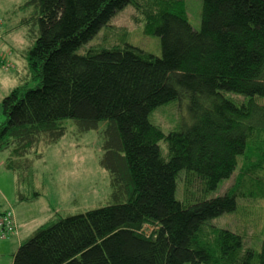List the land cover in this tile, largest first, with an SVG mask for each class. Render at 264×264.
I'll list each match as a JSON object with an SVG mask.
<instances>
[{
	"label": "trees",
	"instance_id": "obj_1",
	"mask_svg": "<svg viewBox=\"0 0 264 264\" xmlns=\"http://www.w3.org/2000/svg\"><path fill=\"white\" fill-rule=\"evenodd\" d=\"M201 1L199 31L183 0L28 2L40 23L27 56L38 85L3 99L0 152L17 170L42 141L65 135L63 121L83 131L107 122L101 165L116 203L41 227L14 264H264V240L257 250L214 223L241 200H260L245 192L256 179L247 159L227 193L210 198L248 139L264 137V107L254 101L264 97V0ZM128 5L144 16L145 34L160 38L161 57L129 45L78 53ZM223 92L250 100L238 105ZM185 94L192 125L166 133L152 123Z\"/></svg>",
	"mask_w": 264,
	"mask_h": 264
},
{
	"label": "rangeland",
	"instance_id": "obj_2",
	"mask_svg": "<svg viewBox=\"0 0 264 264\" xmlns=\"http://www.w3.org/2000/svg\"><path fill=\"white\" fill-rule=\"evenodd\" d=\"M29 1L0 0V123L5 120L2 101L17 87L18 80H23V84L26 80L28 89L38 85L29 71L27 56L40 35V23L37 9ZM183 1L187 5L192 27L199 31L202 1ZM149 2L140 0L143 5ZM24 20L27 22L24 23ZM145 26L144 16L133 5H128L103 25L89 42L83 44L78 53L83 54L92 47L129 45L161 57L160 38L146 35ZM6 66L9 68L6 69ZM223 94L238 105L250 100L236 93ZM254 101L264 107V97H255ZM188 106L189 96L185 94L181 99L158 108L150 119L166 133L178 131L194 122ZM63 126L66 133L60 140L49 144L42 141L27 155L29 165L22 163L17 170L8 166V152H0V203L4 206L2 212L6 208L15 211L20 228L19 239L13 240L15 244L20 245V239L21 242L29 240L38 229L53 221L116 203L112 196L110 173L101 165L106 153L103 134L107 122L89 131H83L74 120L63 121ZM263 141L264 137L248 139L245 154L239 157L238 169L230 179L222 181L210 196L226 194L242 168L243 158L247 159V167L251 168L252 176L256 179L248 183L245 192L259 195L260 200L238 199L240 205L237 211L217 218L214 223L241 233L246 238L247 246L257 250L264 240V155L259 150L264 147ZM161 146L167 153L163 142ZM179 188H182L181 183ZM12 257L10 254L0 257V264H11Z\"/></svg>",
	"mask_w": 264,
	"mask_h": 264
},
{
	"label": "built area",
	"instance_id": "obj_3",
	"mask_svg": "<svg viewBox=\"0 0 264 264\" xmlns=\"http://www.w3.org/2000/svg\"><path fill=\"white\" fill-rule=\"evenodd\" d=\"M8 68L9 66H6V69ZM19 231V224L15 211L12 208H6L0 213V239L10 240L11 238L19 236Z\"/></svg>",
	"mask_w": 264,
	"mask_h": 264
},
{
	"label": "crops",
	"instance_id": "obj_4",
	"mask_svg": "<svg viewBox=\"0 0 264 264\" xmlns=\"http://www.w3.org/2000/svg\"><path fill=\"white\" fill-rule=\"evenodd\" d=\"M24 23H26L27 21L26 20H24L23 21ZM35 43V42H34ZM17 74H19V73H17ZM19 81V84L17 85V87H21V86H23V85H25V84H27L28 82H26V80H25V82H24V84H23V80H18ZM17 87H15V88H17ZM14 88V89H15ZM9 95V94H8ZM4 209V206H3V204H1L0 203V212H2V210ZM19 224V223H18ZM20 230V229H19ZM19 237H20V231H19V236H18V238H11L10 240H2V239H0V241H2V242H0V243H2V245H1V247H0V257H2V256H4V255H6V254H10V255H12L13 257H12V259H11V264H14V256H15V254L17 253V251H18V249H19V247H20V245H21V243L23 242H21V239H20V242L18 241V243L20 244V245H18V244H15L14 242H13V240H15V239H19Z\"/></svg>",
	"mask_w": 264,
	"mask_h": 264
}]
</instances>
